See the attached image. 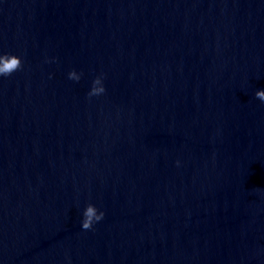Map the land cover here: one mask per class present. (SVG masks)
<instances>
[{
	"label": "water",
	"instance_id": "obj_1",
	"mask_svg": "<svg viewBox=\"0 0 264 264\" xmlns=\"http://www.w3.org/2000/svg\"><path fill=\"white\" fill-rule=\"evenodd\" d=\"M260 89L264 0H0V264H264Z\"/></svg>",
	"mask_w": 264,
	"mask_h": 264
},
{
	"label": "clouds",
	"instance_id": "obj_2",
	"mask_svg": "<svg viewBox=\"0 0 264 264\" xmlns=\"http://www.w3.org/2000/svg\"><path fill=\"white\" fill-rule=\"evenodd\" d=\"M102 92H104L103 87H101L99 89V92H96L94 90H90L88 94L89 95H97V94H100ZM256 96L262 102H264V89L257 90ZM86 216H87V222H82V227L83 228H89L91 226V224L93 223V221H100L103 218V212H100L98 215H96L95 213H93L91 215L89 213H87Z\"/></svg>",
	"mask_w": 264,
	"mask_h": 264
}]
</instances>
